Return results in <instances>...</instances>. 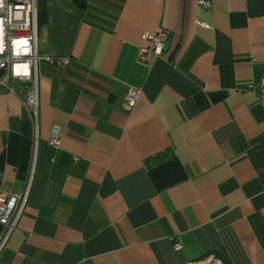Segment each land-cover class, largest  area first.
Wrapping results in <instances>:
<instances>
[{"label": "crops", "instance_id": "obj_1", "mask_svg": "<svg viewBox=\"0 0 264 264\" xmlns=\"http://www.w3.org/2000/svg\"><path fill=\"white\" fill-rule=\"evenodd\" d=\"M208 1L46 0L37 50L70 62L36 117L0 86V188L30 180L0 264H264V0Z\"/></svg>", "mask_w": 264, "mask_h": 264}, {"label": "built area", "instance_id": "obj_2", "mask_svg": "<svg viewBox=\"0 0 264 264\" xmlns=\"http://www.w3.org/2000/svg\"><path fill=\"white\" fill-rule=\"evenodd\" d=\"M197 4L204 10H209L208 0H197ZM205 28L209 26L204 23ZM37 0H0V86L9 89L7 82L16 80L26 83L27 88L21 101L23 106L32 111L36 117L38 110V81L37 71L39 63L62 70L69 65L70 59L66 56H56L39 53L37 50ZM169 32L156 27L152 32H145L142 39L145 46L138 50V60L149 63L152 56L162 54ZM10 90V89H9ZM140 90L130 88L125 95L124 109H130ZM256 95L264 98V76L256 87ZM49 144L59 147V139L53 136ZM30 180L20 194L3 191L0 188V253L5 248L9 238L17 227L28 198ZM174 251L181 249V244H173ZM186 264H223L213 255L199 261Z\"/></svg>", "mask_w": 264, "mask_h": 264}, {"label": "trees", "instance_id": "obj_3", "mask_svg": "<svg viewBox=\"0 0 264 264\" xmlns=\"http://www.w3.org/2000/svg\"><path fill=\"white\" fill-rule=\"evenodd\" d=\"M79 2V0H75ZM46 0H37V16H38V24L41 22V18L43 17L44 9H45Z\"/></svg>", "mask_w": 264, "mask_h": 264}]
</instances>
